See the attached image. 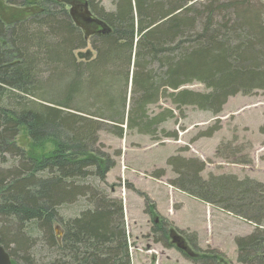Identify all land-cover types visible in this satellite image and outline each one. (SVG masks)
Masks as SVG:
<instances>
[{
  "label": "trees",
  "instance_id": "1",
  "mask_svg": "<svg viewBox=\"0 0 264 264\" xmlns=\"http://www.w3.org/2000/svg\"><path fill=\"white\" fill-rule=\"evenodd\" d=\"M6 2L38 12L10 27L0 18V245L12 264H37V243L48 264H131L123 202L95 183L115 167L100 133L176 139L162 128L175 110L218 115L230 97L264 91V0H114L113 11L97 0ZM195 83L205 91L187 88ZM161 99L175 110L152 111ZM21 131L30 151L17 145ZM169 164L178 189L257 226L237 239L238 263L264 264V185L207 182L201 164ZM154 231L167 244L165 227ZM191 260L229 264L217 251Z\"/></svg>",
  "mask_w": 264,
  "mask_h": 264
},
{
  "label": "rangeland",
  "instance_id": "2",
  "mask_svg": "<svg viewBox=\"0 0 264 264\" xmlns=\"http://www.w3.org/2000/svg\"><path fill=\"white\" fill-rule=\"evenodd\" d=\"M70 1L73 0H65L66 8ZM97 2L107 11L115 8L114 0ZM78 3L81 1L75 2ZM37 12L34 6L19 7L0 0V18L8 27ZM87 52L92 53L90 47L77 52L76 57ZM187 88L205 91L198 83ZM162 108L175 110L165 99L151 106L155 112ZM175 114L176 118L162 128L177 133L176 139L163 135L152 138L136 131L118 138L101 132L102 150L111 156L115 167L105 182L95 183L110 197L123 202L131 264H197L173 244L172 231L181 234L194 253L209 255L217 251L229 264H239L236 241L251 235L257 226L178 189L174 184L178 183L179 175L169 161L178 158L201 164L204 170L200 177L207 182L235 178L264 185V91L230 97L218 115L195 107L183 109L182 114L175 110ZM16 142L20 148L31 150L24 131ZM85 204L82 200L62 207L60 216L65 221L74 218L85 209ZM151 209L153 213L149 214ZM155 220L158 226L165 227L167 244L159 242ZM56 233L60 238L59 226ZM29 253L37 264L52 260L51 251L40 243L32 246Z\"/></svg>",
  "mask_w": 264,
  "mask_h": 264
},
{
  "label": "water",
  "instance_id": "3",
  "mask_svg": "<svg viewBox=\"0 0 264 264\" xmlns=\"http://www.w3.org/2000/svg\"><path fill=\"white\" fill-rule=\"evenodd\" d=\"M79 11L83 14L84 17H87L88 20L92 22H96V20L91 16V13L89 12L86 4L79 6ZM80 57H82L81 54ZM171 238L173 244H175L180 251L184 252L191 258L195 257V253L187 245L183 237L179 236L177 233L172 231ZM0 264H12L10 255L5 251V249L1 245H0Z\"/></svg>",
  "mask_w": 264,
  "mask_h": 264
},
{
  "label": "flooded vegetation",
  "instance_id": "4",
  "mask_svg": "<svg viewBox=\"0 0 264 264\" xmlns=\"http://www.w3.org/2000/svg\"><path fill=\"white\" fill-rule=\"evenodd\" d=\"M155 224L158 226L159 225V223H158V220H155ZM179 236H181V234L179 235ZM182 237V236H181ZM183 239H184V237H183ZM185 241H186V239H184ZM186 243H187V241H186ZM188 244V243H187ZM188 246H189V244H188ZM190 247V246H189ZM191 248V247H190ZM191 250H192V248H191Z\"/></svg>",
  "mask_w": 264,
  "mask_h": 264
},
{
  "label": "bare ground",
  "instance_id": "5",
  "mask_svg": "<svg viewBox=\"0 0 264 264\" xmlns=\"http://www.w3.org/2000/svg\"><path fill=\"white\" fill-rule=\"evenodd\" d=\"M87 30V29H86ZM169 239V238H168Z\"/></svg>",
  "mask_w": 264,
  "mask_h": 264
}]
</instances>
